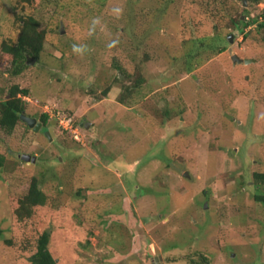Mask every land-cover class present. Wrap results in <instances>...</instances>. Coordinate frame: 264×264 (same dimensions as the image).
Listing matches in <instances>:
<instances>
[{"label":"rangeland","instance_id":"obj_1","mask_svg":"<svg viewBox=\"0 0 264 264\" xmlns=\"http://www.w3.org/2000/svg\"><path fill=\"white\" fill-rule=\"evenodd\" d=\"M246 2L0 0V100L19 84L56 121L52 139L0 128V264H29L47 229L58 264H264V0ZM17 13L44 39L13 75ZM218 32L224 51L196 52Z\"/></svg>","mask_w":264,"mask_h":264},{"label":"trees","instance_id":"obj_2","mask_svg":"<svg viewBox=\"0 0 264 264\" xmlns=\"http://www.w3.org/2000/svg\"><path fill=\"white\" fill-rule=\"evenodd\" d=\"M30 1V0H29ZM251 2H260L261 0H247ZM160 19V16L157 17ZM235 27H238L242 33L244 28L249 26L250 21H246L241 15H235L231 17ZM16 20L19 22V33L16 42L12 40L4 41L1 46V54L9 57L6 68L8 71L17 75L27 66L26 56L30 54L32 57H38L43 47V34H38L39 20L34 15H20L16 14ZM259 27L264 29V19L260 21ZM154 27V26H153ZM195 48L197 53L205 47H208L212 51L222 52L226 49L229 38L223 36L220 32L213 36H203L195 38ZM191 60V59H190ZM199 61V60H198ZM193 66L191 63L187 70H190ZM108 90L105 89V93ZM29 90L26 87H21L19 84H14L9 88L7 96L0 100V128L4 129L7 133H10L18 123L23 121L21 119V113L25 111V99L23 96H28ZM44 124L49 123V114L44 112L41 116ZM253 180L256 186L254 193V199L258 202L264 203V191L261 190V186L264 185V171H254ZM263 187V186H262ZM46 202V196L39 189L37 180L34 178L27 195L21 204L24 208L31 210L33 207L42 206ZM28 212V211H27ZM52 231L50 229L44 230L38 239L37 250L29 256V264H58L57 259L54 257L49 249Z\"/></svg>","mask_w":264,"mask_h":264},{"label":"water","instance_id":"obj_3","mask_svg":"<svg viewBox=\"0 0 264 264\" xmlns=\"http://www.w3.org/2000/svg\"><path fill=\"white\" fill-rule=\"evenodd\" d=\"M246 0H244V4L246 5ZM232 37L233 35H230L229 39L230 41H232ZM232 59L234 62H245V63H250V62H253L255 61V58H241L237 53L233 54L232 55ZM21 119L27 123V125H29L30 127H33L34 131H39L40 129V126H41V122H38V119L34 116H30V115H27L25 112H22L21 113ZM55 120H53L51 122V125L49 127V130H48V133H47V136L49 139H52L51 135L49 134V132H51V134H55V130H54V125H55ZM89 122L86 123V127H89ZM22 159H24L25 161H32V162H35L36 159H37V156L36 155H32L30 153H23L21 155ZM186 176H189V173L186 172L185 173Z\"/></svg>","mask_w":264,"mask_h":264},{"label":"flooded vegetation","instance_id":"obj_4","mask_svg":"<svg viewBox=\"0 0 264 264\" xmlns=\"http://www.w3.org/2000/svg\"><path fill=\"white\" fill-rule=\"evenodd\" d=\"M23 112L26 113V111H23ZM38 122H41V126H40V129H39V130H42V131L44 132V134L47 135L48 130H49V127H50L51 124L45 125V124H44V121H43L42 119H38ZM26 125H27V123H26ZM27 126H29V125H27ZM29 127H30V126H29ZM30 128L33 129V127H30ZM33 130H34V129H33ZM49 134L51 135V132H49Z\"/></svg>","mask_w":264,"mask_h":264},{"label":"clouds","instance_id":"obj_5","mask_svg":"<svg viewBox=\"0 0 264 264\" xmlns=\"http://www.w3.org/2000/svg\"><path fill=\"white\" fill-rule=\"evenodd\" d=\"M116 11H119V9H117ZM75 50L79 51V49H78V48H77V49H75Z\"/></svg>","mask_w":264,"mask_h":264},{"label":"built area","instance_id":"obj_6","mask_svg":"<svg viewBox=\"0 0 264 264\" xmlns=\"http://www.w3.org/2000/svg\"><path fill=\"white\" fill-rule=\"evenodd\" d=\"M77 137V136H76Z\"/></svg>","mask_w":264,"mask_h":264}]
</instances>
